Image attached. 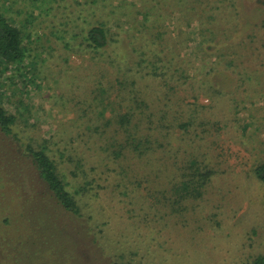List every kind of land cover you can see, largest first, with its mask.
Listing matches in <instances>:
<instances>
[{
	"label": "rangeland",
	"instance_id": "rangeland-1",
	"mask_svg": "<svg viewBox=\"0 0 264 264\" xmlns=\"http://www.w3.org/2000/svg\"><path fill=\"white\" fill-rule=\"evenodd\" d=\"M178 1L0 0L26 49L19 71L0 73V101L17 117L13 136L0 133V264H251L264 256V183L254 173L264 162V7L239 0L235 36L198 48L214 21L190 4L182 14ZM100 22L111 40L96 58L83 38ZM115 56L172 75L170 121L181 111L178 121L186 123L197 111L188 128L175 121L171 147H184L181 158L207 160L215 174L182 217L157 204L168 172L175 173L169 156L156 152L165 161L156 168L161 175L131 156L115 163L101 150L103 139L79 140L68 125L80 111L82 127L90 119L101 126L97 112L119 91L107 87L124 78ZM98 88L109 91L87 116L79 108ZM28 143L56 162L82 218L46 196L19 152L18 144Z\"/></svg>",
	"mask_w": 264,
	"mask_h": 264
},
{
	"label": "trees",
	"instance_id": "trees-1",
	"mask_svg": "<svg viewBox=\"0 0 264 264\" xmlns=\"http://www.w3.org/2000/svg\"><path fill=\"white\" fill-rule=\"evenodd\" d=\"M254 2H258L264 7V0H254ZM188 4L191 5L192 11L198 10L200 18L213 19L214 21L212 27L204 31L201 30L206 27V22H202L205 27L200 28L201 38L196 45L198 48H201L203 44H219L220 40L222 42L231 40L237 33L236 30L241 21L239 0H186V3L181 0L176 2V6L182 14L186 12ZM261 28L264 29V20L261 22ZM85 33L83 41L87 48L96 53L93 56L97 58L98 51L105 49L111 40L109 31L105 23L100 22L90 26ZM158 37L159 35H157ZM235 47L238 48V44L233 48ZM228 50L230 52L231 47H228ZM25 59L26 49L21 28L0 13V73L6 72L10 67L19 71L20 65ZM112 62L116 63L115 66L122 71L124 78L116 83H110L111 85L107 87L109 90L117 87L119 91L113 102H108L97 112L95 122H101V126L96 125L95 127L93 119H90L91 121H85L90 126L82 127L83 123H78L79 116H81L80 111L76 112V122L71 120L68 125L78 130L77 138L79 140L83 136L103 139L104 145L100 148L115 163L131 156L132 159L137 160V163H140V166L153 167L155 174L161 175L164 171L158 173L156 168H165L163 166L165 161L157 157L156 152L159 151L164 156H169L170 162H172L170 170L175 169V173L170 176L166 170L168 178L165 179V184L162 186L165 189L162 191L164 194L161 198L164 200L157 201V204L165 206L174 215L182 217L191 204L203 198L205 189L215 174L207 160V163H203L194 155V158H181L179 153L184 147L181 145L175 149L171 147L170 128L172 130L180 124L179 127L185 129L191 123L195 124L197 111L191 113L190 122L180 123L178 121L181 118L184 122L181 111H179V115L174 112L170 121V109L174 108L171 94L176 92L174 87H170V76L172 75H168L165 71L160 74L159 70L151 64L144 65L137 60L133 65L123 61L121 64L118 62V57L115 56ZM101 78L105 79V77ZM139 80H144V82L139 85ZM103 81H99L98 84L103 85ZM109 90L105 89V92ZM105 92L101 88L92 91L90 101L86 103V106L83 105L79 108L78 105V108L88 116L89 113L94 112L92 110L96 105L100 106V103L105 100ZM107 111L111 115L110 119H106L104 116ZM175 121L178 124H175ZM16 122L17 117L9 113L0 101V133L5 137L13 136V127ZM194 137L198 138V135ZM69 142L73 144V140ZM192 142H195V139H192ZM84 144H88V141L85 140ZM91 148L97 149L95 144L91 145ZM18 149L20 154L30 160L36 175L45 187L46 196L50 197L63 212L78 219L82 218L80 200H77L69 192L58 165L46 150L42 146L34 147L30 143L24 146L18 144ZM171 158L176 159L172 160ZM254 173L257 179L264 183V162L254 168ZM251 264H264V256L255 257Z\"/></svg>",
	"mask_w": 264,
	"mask_h": 264
}]
</instances>
